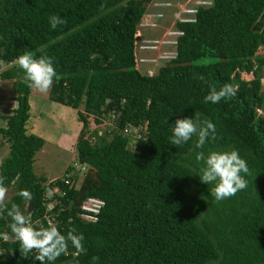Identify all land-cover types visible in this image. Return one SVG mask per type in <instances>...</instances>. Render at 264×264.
<instances>
[{
    "label": "trees",
    "instance_id": "trees-1",
    "mask_svg": "<svg viewBox=\"0 0 264 264\" xmlns=\"http://www.w3.org/2000/svg\"><path fill=\"white\" fill-rule=\"evenodd\" d=\"M150 1L0 0V82L15 102L0 112L6 203L31 205L33 226L83 234L85 253L69 244L53 264H264V55L255 52L264 47V0H187L181 12ZM53 14L66 24L51 29ZM40 48L58 77L47 99L80 123L72 161L47 182L32 172L42 139L25 133L30 88L17 64ZM225 83L238 86L234 98L204 102L208 84ZM196 116L216 125L205 152L235 149L250 169L247 188L222 201L196 175V137L170 144L175 120ZM86 196L103 201L94 221L76 214ZM9 223L0 217V264H40L2 239Z\"/></svg>",
    "mask_w": 264,
    "mask_h": 264
},
{
    "label": "clouds",
    "instance_id": "clouds-1",
    "mask_svg": "<svg viewBox=\"0 0 264 264\" xmlns=\"http://www.w3.org/2000/svg\"><path fill=\"white\" fill-rule=\"evenodd\" d=\"M48 23L54 30L66 24V21L59 15L53 14L49 16ZM37 51L41 53L39 56L32 51L23 52L17 57V64L25 73L23 82L29 88L46 93L51 88L53 80L58 78L57 72L53 66V58L46 53L45 49L40 48ZM194 78L204 79L200 74H196ZM238 90V86L231 83H225L219 88L215 84H208V92L203 100L205 103L218 104L222 100L234 98ZM3 111L6 112V109ZM172 125V134L169 137L171 145L181 146L196 137L194 147L200 149L195 153V161L198 165L196 175L202 183L212 185L209 192L216 201L230 198L247 188L248 181L245 177L251 174L250 169L237 150L209 149L206 152L203 150L206 143L210 140L215 141L217 138L216 125L211 120L201 121L198 116L177 118ZM2 163L0 161V164ZM74 166L77 167V163H74ZM5 179L3 175H0V217L6 214V217L10 218L8 228L11 230V235L4 234L2 236L4 241L18 242L21 256L25 259L29 257V253L35 252L34 259L40 264H53L58 257L67 253L69 244L76 250L77 255L85 253L83 234L77 233L75 228H69L66 234H62L58 227L51 223L47 226L39 224L36 227L32 224L30 212L26 214L27 209L22 211L16 203H11L9 207L6 203ZM17 195L27 202L33 200L32 192L27 189L19 190Z\"/></svg>",
    "mask_w": 264,
    "mask_h": 264
},
{
    "label": "rangeland",
    "instance_id": "rangeland-1",
    "mask_svg": "<svg viewBox=\"0 0 264 264\" xmlns=\"http://www.w3.org/2000/svg\"><path fill=\"white\" fill-rule=\"evenodd\" d=\"M152 1L153 0L148 3L149 7L152 6ZM168 1L169 2H167V0H155L153 3L156 4V6H162V4L172 5L170 6L172 10H175L174 6H176L177 12L187 11L189 9V7L187 8V6L184 5L187 0H183V2H177L178 0ZM155 13L157 14V12ZM146 18L147 17H143L141 19V26L148 23ZM170 21L171 18H169V22ZM159 27L162 29L160 36L168 34V28H164L161 25H159ZM136 34H139L138 31ZM160 36L157 38V41H160ZM153 44L156 50L158 45L156 42ZM255 52L264 55V47H258ZM164 54L159 53L160 56ZM138 65V63L135 64L137 67ZM239 76L245 80L251 78V74H246L244 72H240ZM260 83L264 92V65L261 67ZM8 85L7 82H0V112L2 111V113H4L3 110L10 109L8 107L15 105V102L8 98L10 95V87ZM27 103L28 112L27 120L24 124L25 133H33L42 139V144L33 155L32 172L36 176H43L45 182L51 181L53 178L61 176L63 168L72 161L74 139L80 123L76 119L74 109L48 100L46 93H41L36 89H29ZM103 125L102 123L97 126L98 133L102 131ZM7 152V144L3 140L0 141V159L5 157ZM45 193L48 194L49 191L46 190Z\"/></svg>",
    "mask_w": 264,
    "mask_h": 264
},
{
    "label": "built area",
    "instance_id": "built-area-1",
    "mask_svg": "<svg viewBox=\"0 0 264 264\" xmlns=\"http://www.w3.org/2000/svg\"><path fill=\"white\" fill-rule=\"evenodd\" d=\"M167 33H168V31H167ZM154 42H156V41H154ZM167 42H168V40H167ZM156 43H158V42H156ZM165 56H166V54H164L163 56H160V57H165ZM75 166H76V164H75ZM49 193H50V191H49ZM49 193L47 194V196H49ZM102 203H103L102 200L97 198V197H94V196L84 197L79 204V209L77 212L78 217L82 221H94L96 219V214L98 213L100 206H102ZM50 204L51 203L48 202L46 204V208H49Z\"/></svg>",
    "mask_w": 264,
    "mask_h": 264
},
{
    "label": "water",
    "instance_id": "water-1",
    "mask_svg": "<svg viewBox=\"0 0 264 264\" xmlns=\"http://www.w3.org/2000/svg\"><path fill=\"white\" fill-rule=\"evenodd\" d=\"M28 207H29V208H28ZM31 207H32V206H31V205H29V204L26 206V208H25V209H27V210H26V214H27V212H29V211H30Z\"/></svg>",
    "mask_w": 264,
    "mask_h": 264
},
{
    "label": "crops",
    "instance_id": "crops-1",
    "mask_svg": "<svg viewBox=\"0 0 264 264\" xmlns=\"http://www.w3.org/2000/svg\"><path fill=\"white\" fill-rule=\"evenodd\" d=\"M12 107H14V106H11V107H8V108H10V109H11ZM4 112H5V111H4ZM0 123L2 124V120L0 121ZM1 124H0V125H1ZM29 133H30V132H29Z\"/></svg>",
    "mask_w": 264,
    "mask_h": 264
}]
</instances>
